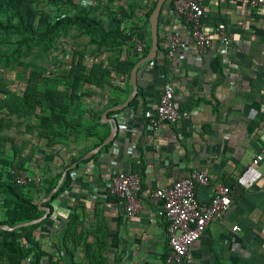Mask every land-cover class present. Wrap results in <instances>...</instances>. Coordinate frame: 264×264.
<instances>
[{
  "label": "crops",
  "instance_id": "0c3cea01",
  "mask_svg": "<svg viewBox=\"0 0 264 264\" xmlns=\"http://www.w3.org/2000/svg\"><path fill=\"white\" fill-rule=\"evenodd\" d=\"M202 3L204 28L212 32L224 24L232 38L227 55L219 53L215 38L211 48L199 55L185 24L164 4L159 18L161 50L155 60L137 69L142 93L127 108L104 117L107 109L121 106L132 92L129 67L139 58L131 50L132 43L119 53L118 75L92 81V86L83 83L76 96L66 101L71 135L57 139L42 156L36 153L39 139L32 142L25 136L18 141L21 159L16 162L24 163L27 174L42 175V180L60 173L72 158H81L71 165H75L71 184L50 204L48 222L25 232L58 264H167L165 224L156 214L157 203L144 194L170 187L194 169L210 176L209 185L197 188L200 203L210 202L214 187L223 185L231 190V204L192 245L190 262L179 264H264V154L260 152L264 147V5L255 8L248 0ZM140 22L139 28L148 33L149 25ZM171 26L181 30L183 43L168 59L165 34ZM169 78L174 83L175 107L188 116L150 132L146 113L155 108ZM112 117L119 122L118 134L86 161L83 157L102 144L98 142L107 131L110 134L103 120ZM98 121L105 127L97 126ZM121 124L127 129H121ZM6 151L0 153V160L15 167L13 154ZM120 172L141 176L142 209L131 219L124 217L123 201L107 193L110 178ZM73 175L79 179L77 187ZM43 199L41 191L32 194L38 205ZM1 200L0 193V221L4 220ZM151 217L155 223H150ZM233 227L239 230L233 232ZM25 234H19L21 241Z\"/></svg>",
  "mask_w": 264,
  "mask_h": 264
},
{
  "label": "rangeland",
  "instance_id": "374dc122",
  "mask_svg": "<svg viewBox=\"0 0 264 264\" xmlns=\"http://www.w3.org/2000/svg\"><path fill=\"white\" fill-rule=\"evenodd\" d=\"M154 1L70 0L71 4L54 5L45 0H0V20L15 22L21 17L39 28L42 20H54L82 6L107 29L114 26L113 17L124 18L123 29L128 31L139 27L140 20L147 21ZM17 41L14 36L0 34V153L9 149L15 160L12 171H24L16 162L20 158L18 150L21 153L18 141L25 136L32 142L39 139V156L52 149L55 141L63 137L55 135V125L40 117L52 107L63 108L61 97L65 92L67 96L72 94L70 90L74 91L76 81L79 86L86 82L92 86L97 79L110 80L112 74L118 75L116 63L121 62L122 48L96 49L76 28L60 33L51 47L18 50ZM25 100L28 109H34L31 116L24 107Z\"/></svg>",
  "mask_w": 264,
  "mask_h": 264
},
{
  "label": "built area",
  "instance_id": "2783aa9c",
  "mask_svg": "<svg viewBox=\"0 0 264 264\" xmlns=\"http://www.w3.org/2000/svg\"><path fill=\"white\" fill-rule=\"evenodd\" d=\"M250 6L258 8L264 5V0H248ZM170 5V11L180 17L188 29V36L194 50L199 54H205L212 46L214 38L219 43V53L227 55L232 46V38L224 24H218L212 32H208L202 23L204 6L202 0H165ZM160 18V17H159ZM159 24L163 25L160 22ZM158 24V25H159ZM147 36V32L144 33ZM167 44L166 57L171 59L183 43V33L179 28L171 29L165 34ZM128 43L133 44L137 55L144 52V44L134 35ZM188 116L187 111L178 110L174 104V83L169 78L163 82L161 93L154 109L146 113V126L150 132L156 131L163 124H177ZM120 128L127 129V125L121 124ZM264 154V147L260 150ZM74 154V153H73ZM71 154V156L73 155ZM258 162L257 158L253 164ZM42 175H29L26 171H17L14 174V183L19 186L38 188ZM210 176L203 170L194 169L186 177L177 180L172 186L157 188L144 194L145 198L154 200L158 209L156 214L165 224L167 236L168 254L167 264L189 263L188 253L192 245L204 234L208 225L220 219L231 204V190L223 185L214 187V194L208 203H200L196 198L197 188L207 186ZM73 184L79 186V179L73 175ZM141 176L138 172L125 174L117 173L110 178L107 185L109 196L123 201V214L125 219H131L140 214L142 203ZM150 223L156 219L151 217ZM50 230V226L46 227ZM233 232L239 230L233 227Z\"/></svg>",
  "mask_w": 264,
  "mask_h": 264
},
{
  "label": "trees",
  "instance_id": "16d2710c",
  "mask_svg": "<svg viewBox=\"0 0 264 264\" xmlns=\"http://www.w3.org/2000/svg\"><path fill=\"white\" fill-rule=\"evenodd\" d=\"M45 1L54 5L71 4L70 0ZM156 1H154L153 6L149 10L146 21L147 25H149L148 18L154 9ZM111 20L114 26L107 29L103 23L90 16V10H88L86 7L78 6L75 8L74 13L61 15L56 17L54 20H42L40 22L41 27L39 28L32 26L21 17L15 22L0 20V34L18 38V50H20L22 47L41 45H44L45 47H51L58 35L70 28H76L81 36L88 37L90 39V44L96 49H111L117 47L122 48L123 46H127L129 44L128 40L136 35L143 41L144 44L143 54H136V56L139 57L137 61L146 56L151 45L150 33L148 32L147 36H145V31H142V29L139 27L125 31L122 25L124 18L113 17ZM160 34L161 33L159 31V49L161 50L162 41ZM135 63L130 65V70ZM116 65L118 66V64ZM76 82L78 84V81ZM77 84L75 83L73 87L74 91H72V89L70 90L72 94L67 96L65 102L63 101V108L58 109L59 107H52L47 114L40 117L45 122L55 125V135L59 137H62L63 135H71L73 133V131H68V128H70L71 125H69L66 120L67 107L65 103L69 99H73L74 96H76L77 90L80 89V86ZM141 93L142 92L138 90L136 97ZM61 98L63 99V97ZM119 104L120 103L114 102L112 105L117 106ZM26 105H28V102L25 100L24 107L27 110V114L31 116L34 109L30 110ZM111 114H114V112H111ZM97 126L105 127V124L98 121ZM61 128H63L62 131H60ZM87 134L88 136H92L93 133L92 131L87 130ZM108 134L109 131H107L106 134L99 140L98 144L103 143ZM108 146L109 144L104 146V148ZM80 160V157L72 158L70 163H68L60 173L56 174L50 179L44 178L41 180L38 188L16 185L14 183V174L17 171L11 170L13 168L10 167V162L0 160V193L2 194L1 201L2 207L4 209V220L0 221V225H7L8 227L12 228L19 224L31 222L41 218L44 215V212L40 210L38 204L33 202L32 194L34 192L41 191L43 193V197L46 198L65 172L60 187L53 195L52 199L44 204L45 206H48L50 209H52L50 204L57 200V198L72 182L71 174L73 170L68 169L72 164L79 162ZM17 166L27 172V168H25L23 162L21 164H17ZM48 219L49 216L37 224L13 231L0 230V264H42L43 260H46V264H58V262H55L51 256L41 251L30 236L25 234L27 231L34 230L37 227L46 224ZM20 233L25 234L22 236V241L19 237Z\"/></svg>",
  "mask_w": 264,
  "mask_h": 264
},
{
  "label": "water",
  "instance_id": "95a60500",
  "mask_svg": "<svg viewBox=\"0 0 264 264\" xmlns=\"http://www.w3.org/2000/svg\"><path fill=\"white\" fill-rule=\"evenodd\" d=\"M165 4V0H157L156 4L154 6V9L152 10L149 18H148V22H149V33H150V38H151V45H150V49L148 51V53L146 54V56H144L143 58H141L140 60H138L134 66L132 67L131 71H130V75H129V84L132 88V92L129 94V96L127 97L126 101L118 107H112L106 110V112L104 113V117L108 112H119L124 110L125 108H127L129 106V104L135 99L137 93H138V85H137V69L139 67H141L142 65L151 62L153 60L156 59L157 57V53H158V48H159V17L161 15V10L162 7ZM104 123L109 124L110 126V134L109 136L103 141V143L99 146H97L95 149L91 150L90 152H88L83 158L89 159L90 157H92L93 155L97 154L99 152V150L105 146L110 144L111 142H113L114 137L118 134L119 132V122L115 117L112 118H106L105 120H103ZM74 166H71L68 170L70 169H74ZM65 172L63 173V176L60 178V180L57 182V184L55 185V187L50 191V193L48 194V196L46 198H44L40 203H39V208L41 211L45 212L44 215L36 220H33L31 222H26V223H22L19 224L15 227H8L7 225H0V230L3 231H13V230H17L23 227H28L34 224H37L39 222H41L43 219H45L48 215V213L50 212V208L48 206H42V204L49 202L53 195L56 193V191L58 190V188L60 187L63 178H64Z\"/></svg>",
  "mask_w": 264,
  "mask_h": 264
}]
</instances>
